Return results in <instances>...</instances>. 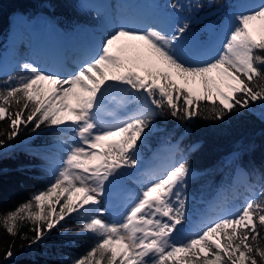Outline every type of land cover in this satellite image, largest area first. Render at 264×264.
<instances>
[{"label":"snow or ice","instance_id":"snow-or-ice-1","mask_svg":"<svg viewBox=\"0 0 264 264\" xmlns=\"http://www.w3.org/2000/svg\"><path fill=\"white\" fill-rule=\"evenodd\" d=\"M232 19L222 52L209 62L190 63L179 54L177 41L188 32L187 23L176 34L121 27L72 72H46L25 63L27 75L15 83L12 78L5 81L0 122L7 120V128L0 130V137H6L0 139V149L20 134L22 125L31 124L33 132L42 125L69 126L78 137L77 143L64 141L62 165L46 189L0 215L7 234L21 235L30 222L34 236L21 238L32 247L58 225L63 228L67 216L98 212L95 206L101 204L106 186L128 175L123 170L137 167L158 115L191 120L206 100L213 105L211 118L223 120L249 109L251 102L264 103V0ZM117 84L140 93L135 99L145 104L118 123L99 125L97 111ZM149 101L160 111L148 107ZM193 175L188 160L181 158L142 187L122 220L91 215L81 231L98 239L73 264H264V193L238 213L223 215L183 242L176 241L174 233L178 236L188 219L184 190ZM13 248L10 244L4 253L5 262L13 258Z\"/></svg>","mask_w":264,"mask_h":264},{"label":"trees","instance_id":"trees-1","mask_svg":"<svg viewBox=\"0 0 264 264\" xmlns=\"http://www.w3.org/2000/svg\"><path fill=\"white\" fill-rule=\"evenodd\" d=\"M235 1L185 0L187 6L180 7L185 18L180 17L179 24H185L184 20H187L191 9L222 19ZM16 12L29 17L46 13L52 22L65 29L79 25H105L102 14L88 0H0V60L8 46L11 21ZM24 75L17 68L2 72L0 87L9 78L15 83L18 77ZM212 107L210 101L201 100L199 114L191 120L168 114L158 115L153 121L155 127L140 151L149 157L165 142L179 141L174 163L186 158L191 168L199 171L188 181L184 190L188 218L185 224L191 225L202 214L205 215L190 230L189 236L223 215L238 213L247 201L260 199L264 193V103L251 102L249 109H239L236 114H230L223 120L211 118ZM6 128L7 120L0 122V130ZM68 129V126L57 128L42 125L41 129L33 132L31 124L27 127L22 125L20 134L14 140L6 141V146L0 149V215L29 201L54 180L60 160L67 150L64 141H70L65 133ZM238 170L241 176L236 178ZM123 178L126 185L132 188L139 190L144 186L142 182L136 185L129 176L124 175ZM235 201L238 202L237 207L229 212L230 205ZM212 202H215L214 206H211ZM90 216L77 213L67 216L61 221L63 228L58 225L49 238L32 247H28L30 240L21 238L22 234L30 238L34 236L29 230L33 227L30 222L25 223L21 235L17 237L10 236L0 226V264H73L76 259L85 256L98 239L93 234L81 231ZM185 238L182 233L178 243ZM10 244H14V256L5 262L3 255Z\"/></svg>","mask_w":264,"mask_h":264},{"label":"rangeland","instance_id":"rangeland-1","mask_svg":"<svg viewBox=\"0 0 264 264\" xmlns=\"http://www.w3.org/2000/svg\"><path fill=\"white\" fill-rule=\"evenodd\" d=\"M122 1L123 0H109L111 5V12L109 13L105 0H88V2L93 7H97L98 12L102 14L105 26L96 28L78 26L69 31L61 29L62 33H68L70 40L64 38V42L67 41V43L63 45V47L65 46L64 49L59 48V59L55 58L53 49L43 47L42 50V45L38 41V35L35 36L32 31L35 28L40 30L42 24H45L44 26L52 30L48 22L52 25H55V23L43 13L36 14L33 17H29L26 14H19L20 18L25 22L22 21V23L14 24V26L21 25V28L15 30L17 39L14 43L12 42L11 36V22L8 35V46L2 52L0 60V73L13 71L17 68L27 75L22 65L28 63L46 72L67 74L68 72L76 70L81 64L91 60L105 38L116 29L121 27L133 30L157 28L169 34H176V29L180 27V17L183 19L185 18L184 13L180 9V7L187 6L184 2L185 0H178V2H176V0H147L150 13L143 19H138L134 23L130 18L132 16L131 12L127 13L126 17H122L124 8ZM259 2L260 0H236L234 6L225 13L222 19H219L218 16H209L210 14H199L196 10L191 9V13L189 12L187 15V20H184V23H187L189 26L188 32L177 41L180 45L179 54L190 63H205L215 59L222 52L225 35L233 24V16L247 12L250 6L258 4ZM172 4H177L179 7L173 9L170 7ZM135 8L138 7L136 6ZM13 19H15L14 16L12 21ZM193 24L196 25L193 27ZM86 39H88V41H86ZM91 40H95V42ZM189 53H194L192 56L193 58H188L191 56ZM140 95V93H136L134 90H127V86L117 84L105 96L103 104L97 111L96 119L98 124L112 125L134 114L145 104L143 99H135L136 96ZM148 107L157 112L155 106L151 105L150 101L148 102ZM65 133L68 139H70L69 142H78V137H76L75 132L72 131L71 128L66 130ZM170 144H173V142H165L149 157H145L140 152L137 167L123 170L128 173V175L125 176L131 177L136 185H141V182L145 185L151 181L152 177L163 175L175 161L176 148L172 151L173 145L166 147V145ZM167 148L171 149V151H169L172 153L170 157L168 156ZM162 153L163 155H161ZM65 154L66 153L63 154L60 160L59 167L62 165ZM162 159L165 162H163ZM198 174L199 173L196 175ZM141 190L142 188L138 190L131 186H127L123 176L119 177L110 185L106 186L105 195L100 197L101 204L95 206L99 211L89 213V215L102 214L101 218L105 221L118 222L122 220L127 208ZM214 204L215 202H212L211 206H214ZM237 205V201L233 202L230 205L229 212L234 210ZM204 215L205 214H202V216L197 218L191 225L184 224L183 230L178 236L174 233L176 241L182 238V233L186 236L185 239H187L190 230L204 218Z\"/></svg>","mask_w":264,"mask_h":264},{"label":"bare ground","instance_id":"bare-ground-1","mask_svg":"<svg viewBox=\"0 0 264 264\" xmlns=\"http://www.w3.org/2000/svg\"><path fill=\"white\" fill-rule=\"evenodd\" d=\"M122 2L124 4L122 17L123 18L126 17L127 13L131 12L132 16L130 18L132 21H134V23L138 19H143L145 16H147L148 13H150V9L148 8L149 5H148L147 0H138V1L137 0H123ZM105 3H106L107 10L110 13L111 12V5H110L109 0H105ZM136 6L138 8H135ZM135 9H136V12H135ZM14 18L15 19H13V21H12V28H11L12 29V35L11 36H12V42L13 43L16 42V39H17V33H15V30H17V28H21V25L14 26V24L15 23H22V21H24L23 19L20 18L19 14L14 15ZM48 24L52 27V30H50L48 27L44 26L45 24H42L40 30H37V28H35V29L32 28L33 29L32 31L35 34V36L38 35V41L42 45V50H43V47L53 49L54 50L53 53H54L55 58L59 59V57H60L59 48L64 49L65 46L63 47V45H65L67 43V41L64 42V40H65L64 34L62 33L61 29L58 26L52 25L49 22H48ZM86 41H88V39H86ZM91 41L95 42V40H91ZM189 54L191 56H189L188 58L189 59L193 58L192 56L194 55V53H189ZM172 145H173V149H172V151H173L176 147V144L166 145V147H169ZM167 151H168V156L170 157L172 155V153L169 152V151H171V149L167 148ZM159 152H161V151H159ZM161 155H163V153ZM162 161H163V159H162ZM163 162H165V161H163ZM192 170H194V169H192ZM240 170H238V172L236 173V178H239L241 171H243V170H241V171ZM194 171H193V173H194L193 176H195L198 173L196 170H194Z\"/></svg>","mask_w":264,"mask_h":264},{"label":"water","instance_id":"water-1","mask_svg":"<svg viewBox=\"0 0 264 264\" xmlns=\"http://www.w3.org/2000/svg\"><path fill=\"white\" fill-rule=\"evenodd\" d=\"M16 14H22L21 12H17V13H15L14 15H16ZM46 16V15H45Z\"/></svg>","mask_w":264,"mask_h":264}]
</instances>
